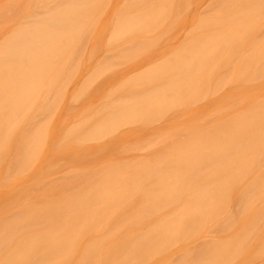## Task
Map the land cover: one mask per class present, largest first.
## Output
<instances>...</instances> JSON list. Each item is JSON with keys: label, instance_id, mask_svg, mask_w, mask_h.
<instances>
[{"label": "bare ground", "instance_id": "obj_1", "mask_svg": "<svg viewBox=\"0 0 264 264\" xmlns=\"http://www.w3.org/2000/svg\"><path fill=\"white\" fill-rule=\"evenodd\" d=\"M7 1L3 17L15 10L5 7L20 6L15 11L24 15L3 20L10 35L0 40V264H249L252 253L264 251V239L254 233L264 222V203L257 205L264 202V35L254 36L264 28V0H221L218 14L173 44L163 25L184 9L183 0L181 7L177 0H126L115 18L114 10L115 21L101 18L109 7L104 0ZM96 19L100 27L112 20L110 37L101 32L98 44L117 58L123 54V65L167 48L147 57L144 71L129 78L119 72L117 84L102 90L101 115L83 108L82 123L68 122V131L58 132L64 87L81 66V53L97 52L87 46L99 34ZM108 55L72 99L89 92L95 78L119 70L122 63ZM201 99L217 109L204 113L207 126L166 131L153 138L158 146L147 140L154 149L167 145L163 151L147 141L146 151L144 142L143 148L121 146L130 138L116 134L122 126L147 127ZM185 108L188 118L179 112L180 124L202 118ZM61 168L68 174L50 178L58 181L53 184L49 176ZM207 228L219 234L203 244L204 253L192 244L171 261L172 247ZM247 241L259 245L250 256Z\"/></svg>", "mask_w": 264, "mask_h": 264}, {"label": "rangeland", "instance_id": "obj_2", "mask_svg": "<svg viewBox=\"0 0 264 264\" xmlns=\"http://www.w3.org/2000/svg\"><path fill=\"white\" fill-rule=\"evenodd\" d=\"M7 1V0H6ZM14 1V0H13ZM12 0L11 1H9V2H11V5H12V2H13ZM19 1H21L22 3H24V1H22V0H19ZM113 1V2H112ZM110 3H109V1H107V0H104V3L105 2H108L106 5L107 6H109L108 7V10L106 9V10H104V8H102L101 9V11H103V13L101 12V15L103 14V16L101 17V18H103L106 14L108 15V16H110L111 18H112V20H114L113 19V16H112V14L114 13V10H116L117 9V7H118V10H116L115 12H116V14L114 15V18H115V16L117 15V13H119L118 11H120V6L122 5V3H124L125 4V2H127V1H129V0H112ZM123 1H125V2H123ZM174 1H176V0H174ZM177 1H180V7H181V2H182V4H183V1H184V9H180L179 11L180 12H178L177 14H178V16L175 18V19H173V17H172V21L173 22H170V24H169V21H170V19H169V21H167L163 26H166L167 27V25H169V27H168V29H167V31H165V28L164 27H162V28H164V30H162V32L160 33V34H162L164 31L165 32H167V35H168V37L167 38H169V39H167V38H165L166 39V41H168V40H170V41H168V43H176V42H179V41H181V40H183L184 41V39H186L187 40V37L189 36V37H192L193 36V34L191 35V33H193L192 32V28L194 27V26H196L198 23H201L202 22V19L204 18V20L205 19H207V18H205V17H208L209 16V18H210V16L211 15H214L213 13H215V14H218L219 12V10H218V8H219V2L221 1V0H183V1H181V0H177ZM176 1V2H177ZM3 2V3H2ZM8 2V1H7ZM8 2V3H9ZM17 2V1H16ZM116 2V3H115ZM1 3L2 4H4V0H0V6H1ZM15 3V2H14ZM103 3V6H105V4ZM221 3V2H220ZM242 3V2H241ZM10 4V3H9ZM21 4V3H20ZM19 4V5H20ZM111 4V5H110ZM124 4L122 5V8H123V6H124ZM217 4H218V8H217ZM263 4H264V2H263ZM120 5V6H119ZM243 5V4H242ZM21 6H23L22 4H21ZM144 6V5H143ZM146 6H147V4H146ZM244 6V5H243ZM145 7V6H144ZM179 7V6H178ZM179 7V8H180ZM1 8H3L2 6H1ZM14 9L15 8V10L16 9H18V6L17 7H5V9ZM149 9V6L148 7H145L144 9H146V10H148ZM19 9H20V6H19ZM18 9V10H19ZM25 9V8H24ZM23 8L21 9V10H24ZM99 9V8H98ZM132 9H134V8H132ZM178 9V8H177ZM176 9V11H178ZM220 9V8H219ZM15 10H11V13L13 12V14H14V12H15V16H17L18 14L20 15V13H24V11H19V13L17 14L16 13V11ZM18 10H17V12H18ZM122 10V9H121ZM150 10V9H149ZM182 10V11H181ZM215 10H217V12L215 11ZM2 11H3V9H2ZM6 11V10H5ZM8 11V14L10 13V11L9 10H7ZM6 11V12H7ZM99 11H100V9H99ZM264 11V10H263ZM98 11H96L95 12V15L97 16V13ZM104 12H106V13H104ZM135 12V9L134 10H132V12H131V9H129V13H134ZM175 12V11H174ZM173 12V13H174ZM4 12H2V15H1V13H0V40L1 39H3V38H6V37H8L9 35H10V31H9V26H11L10 24L9 25H7L8 27H6L5 26V24H6V22H5V24L3 23V20L5 19L6 21H9L10 19H11V17L12 16H14L13 14H11V16L10 15H8L9 17H10V19L9 20H7L8 18H5V17H3V16H5V14H3ZM171 13V12H170ZM17 14V15H16ZM98 14H100V12H98ZM176 14V13H175ZM176 14V15H177ZM18 15V16H19ZM23 15L24 14H22V15H20L18 18H19V20L21 19V20H23ZM172 14H170V16H171ZM174 15V14H173ZM175 15V16H176ZM15 16H14V18H12V22H13V20L15 19ZM3 17V18H2ZM213 17V16H212ZM97 18H98V16H97ZM100 18V17H99ZM101 18H100V20H101ZM169 18V17H168ZM167 19V18H166ZM4 20V21H5ZM97 20V22L99 21L98 19H96ZM112 20H111V22H112ZM203 20V21H204ZM261 20H262V24H263V26H264V14H263V16L261 17ZM17 21V20H16ZM115 21V20H114ZM201 21V22H200ZM110 22V23H111ZM96 23V22H95ZM110 23L109 24H107L106 25V27L104 26V27H100L99 26V24H100V21H99V23H96L97 25V27L94 25L93 27H95V31H93V32H99V34H98V36H92V38L90 37V39L88 38V37H86V39H84L85 37H83V41L84 40H87V39H89V40H87V41H91V42H87V41H85V42H87L88 43V47L89 48H92V47H97V49L95 48V51H97L96 53H81V56H83L84 58L82 59V57H81V66L78 68V70L74 73V76H73V78L71 79V81H69L68 83H70L69 85H68V83H67V85L68 86H65L64 88V91H66L65 92V99H64V101L62 102V104H61V107H60V109L58 108V112H56L57 114H56V120H57V122H58V125H59V128H58V132H62V133H66L67 131H68V129H67V123L69 122L70 123V125H76V124H79V122L80 123H82L83 122V119L81 118V117H78L80 114L78 113V111H80V110H82L83 108H85V109H87V111H89L90 113H96V114H99L100 113V115H101V112H102V107L100 108V106H104V105H102V104H104V100L102 99V94H103V92H102V90L104 91V89H105V87L106 88H109V86H110V88H112V87H114L115 86V84H117V82H116V80H117V78L119 77V75H122V74H120L121 72H124L123 74L124 75H127V76H125V77H127V78H129V75H132V74H137L138 72L140 73V71L142 72V70H143V68H145V63H144V61L145 60H147L148 58L147 57H149V59H154L156 56L157 57H159V56H163V55H160V54H163V53H160L159 52V50L160 49H163L162 51H164L167 47V45L166 44H164V45H166V46H163L162 44V46H160V47H158V44L156 45L158 48H156L155 47V51H153L154 53H148V55L146 54V53H144L145 55H143L142 57H139V59L140 60H138L137 58H135V62L133 61H130L129 63H128V65L126 64H124L123 65V61L121 62V60H120V56L121 55H123V54H121V52H119V51H117V52H119V54H121V55H119L118 56V58H117V55L116 54H118V53H116V51H115V55L113 54L112 55V53H114V52H112V50L111 51H107V49L102 45V47H101V44L102 43H99L98 44V42H100L101 40V32H103V34H102V38L103 37H105V38H109L110 37V33H111V28H108V27H110ZM12 24V23H11ZM202 24V23H201ZM93 25V24H92ZM8 28V29H7ZM102 28H107V30H108V32L107 31H104V29H102ZM257 30V31H256ZM254 32H255V35L254 36H258L260 39H261V37L264 35V28H262V26H261V28L260 29H256ZM158 32V31H157ZM106 33V34H105ZM155 33V32H154ZM153 33V34H154ZM104 34L106 35V36H104ZM164 34V33H163ZM94 35V34H93ZM163 37V36H162ZM257 37V38H258ZM164 38V37H163ZM163 38H161V39H163ZM189 39V38H188ZM100 40V41H99ZM173 41V42H172ZM160 42H161V40H160ZM164 42V41H163ZM90 43V44H89ZM165 43V42H164ZM167 43V42H166ZM167 43V44H168ZM95 45V46H94ZM127 46H129V45H127ZM166 47V48H165ZM116 49H124V48H121V47H118V48H116ZM115 49V50H116ZM156 49H158L157 51H156ZM87 51H88V49H86ZM114 50V49H113ZM108 52V53H107ZM109 52H112L111 53V55L112 56H114L115 58H117V59H119V60H117V61H120L121 63H122V65H120V67L122 66V68H120L119 67V70H121V71H119L118 70V68L116 67L115 68V70L117 69L118 71H116L115 72V70H113L111 73H110V75H109V73H107L106 75H104V76H101V77H99V78H95V79H98V80H95V81H93V82H91L92 84L90 85V89H89V92H87L86 94H84L83 96H80L79 98L78 97H75L76 98V100H75V98L74 99H72L73 97H74V95H75V93H77V91H78V89L84 84V81L85 80H87V81H85V82H88L90 79H91V77H89L88 79H86L87 77H88V75L90 74V75H92L93 74V72L95 71V68H96V66H100V64H98V61L100 62V61H102L108 54V57H110L111 55H110V53ZM159 54V56H158V54ZM92 54V55H91ZM97 54V55H96ZM166 54V53H165ZM164 54V55H165ZM141 55V54H140ZM152 55H154V56H152ZM94 56L95 57H97L96 59L94 58ZM111 56V57H112ZM93 58V59H91V58ZM114 57H112V58H114ZM145 58V59H144ZM87 59H89L88 61H87ZM90 59H91V61H90ZM110 59V58H109ZM122 59V58H121ZM137 59V60H136ZM104 60H106L105 62H107L108 60L107 59H104ZM115 59H113V61H114ZM83 61L85 62V64L83 63ZM111 61V60H110ZM104 62V61H103ZM143 62V66L141 65V63ZM110 63V62H109ZM114 63H116V61L114 62ZM121 63H119L118 62V64H121ZM127 63V62H126ZM133 63V64H132ZM95 66H94V65ZM102 64V63H101ZM108 64V63H107ZM132 64V65H131ZM84 65V66H83ZM103 65H105L104 63H103ZM102 65V66H103ZM130 65V66H129ZM116 66H118V65H116ZM139 67V68H138ZM141 67V68H140ZM79 71V72H78ZM93 71V72H92ZM130 71V72H129ZM144 71V70H143ZM120 72V73H119ZM127 72V73H126ZM89 75V76H90ZM134 75V76H135ZM108 78H107V77ZM110 76V77H109ZM118 76V77H117ZM131 77V76H130ZM100 79V80H99ZM103 80H104V82H103ZM72 82V83H71ZM75 82V83H74ZM96 82H98V83H96ZM113 83H115V84H113ZM110 84V85H109ZM79 85V86H78ZM98 86V87H96V86ZM101 87H100V86ZM112 86V87H111ZM226 87V86H225ZM102 88V89H101ZM226 88H228V87H226ZM70 90V91H69ZM99 90V91H98ZM102 92V93H101ZM99 93V94H98ZM221 93H223V92H221ZM126 97V96H125ZM127 98V97H126ZM202 101H203V99H201ZM102 101V102H101ZM202 101H199L198 100V105L196 106L194 103V105L193 106H195L194 108L193 107H189V106H187L186 108H187V111H188V109H193V111H197V113L198 114H202V115H200L202 118L201 119H199V118H196L195 120H192L191 122L193 123L194 121L196 122V124L194 123V124H192L191 122H189V125H187V123H184V124H180V119H181V115L182 114H180V113H183V115H182V117H184V118H182L183 120H186V118H188V115L186 114V113H184L185 111H184V108L182 107V109H178L177 111L176 110H172L171 112L172 113H170V110L167 112V113H169V114H167V117L165 116V117H163L164 119L163 120H161L162 119V117H160V118H157V121L155 122V123H153V121L151 122V123H149V125L147 124V127H146V125H142V126H129V127H127V125L126 126H122V127H120V128H122V129H119V127H118V129L119 130H117V132H116V134H121V133H123V134H130V138H129V140L128 141H126V142H122L121 143V146L122 147H124V148H127V147H129V145H135V147L137 146L138 147V145L140 146L141 145V147L143 148V144L144 143H146V141L147 140H149V141H152L153 142V140L155 141V139H156V136H158V135H163V133L164 134H166L165 132L166 131H172V130H175L176 128H178L179 126H181V127H183L184 125H186L188 128H189V126H190V128H194V126L195 125H198V127L199 126H207V120H209V119H206V120H204V118L206 117L207 118V115H205L204 117H203V115H204V113L205 112H207V111H213V113L214 112H216V110L217 109H214L215 108V104L214 103H211V102H209L207 99H204V101L202 102ZM90 106V108H92L91 109V111L90 110H88V108H89V106ZM93 105H94V107H93ZM96 105V106H95ZM87 106V107H86ZM189 107V108H188ZM76 109L75 111H73L74 109ZM89 108V109H90ZM98 108H100V111L99 112H96V111H98L99 109ZM166 108V107H165ZM185 108V109H186ZM199 109V110H198ZM184 112H183V111ZM70 111H72V112H70ZM165 111V110H164ZM167 111V110H166ZM165 111V112H166ZM174 111V112H173ZM180 112V113H179ZM211 112H210V114H211ZM69 113V116H68V119L67 118H63V115L64 114H68ZM71 113V114H70ZM174 113H176V114H174ZM177 113H178V115H177ZM217 113V112H216ZM165 114V115H166ZM174 115V116H173ZM213 115V114H212ZM211 118H213L211 115H209ZM214 116V115H213ZM216 116V115H215ZM40 117H42L43 118V116H40ZM186 117V118H185ZM209 117V118H210ZM217 117V116H216ZM42 118H40L41 120H42ZM75 118L76 119H78V120H75ZM210 118V119H211ZM215 118V117H214ZM213 118V119H214ZM39 119V117H37V122L40 120ZM64 119H66V122L64 121ZM175 119H176V121H175ZM181 119V120H182ZM212 119V120H213ZM156 120V119H155ZM183 120H182V122H183ZM200 120L201 121H206L205 122V124L203 125V123L204 122H201L200 123ZM63 121L65 122V124L63 123ZM76 121V122H75ZM164 121V122H163ZM197 121L199 122V123H197ZM210 121V120H209ZM211 122V121H210ZM153 123V124H152ZM191 123V124H190ZM152 124V125H151ZM180 128V127H179ZM185 128V127H184ZM197 128V127H196ZM121 130V131H120ZM185 130V129H184ZM162 132V133H161ZM177 132V131H176ZM182 132H184L183 131V128H182ZM182 132L180 131L179 133H181V137L183 136L182 135ZM187 132H189V130L187 131ZM172 133V132H171ZM184 133H186V132H184ZM115 134V135H116ZM173 134L175 135V134H177V133H174L173 132ZM167 135H168V133H167ZM184 135H186V134H184ZM188 135V134H187ZM169 136V135H168ZM173 136V135H172ZM178 136H180V135H178ZM174 137H177L176 135L174 136ZM180 137V138H181ZM153 138H155V139H153ZM168 138V137H167ZM166 138V139H167ZM186 138H187V136H186ZM71 139V138H70ZM163 139H164V137H163ZM165 139V140H166ZM169 139H170V137H169ZM171 139H174V138H172L171 137ZM182 139H185V136H183V138ZM161 140H162V138H161ZM168 140V139H167ZM178 139H176V141H177ZM169 141V140H168ZM167 141V143H169V145L171 144L170 142H168ZM175 141V140H174ZM142 142H144L143 144H142ZM158 142V141H157ZM157 142H153L155 145H156V143ZM171 142H173L172 140H171ZM72 143H73V141H72ZM147 143H148V141H147ZM146 143V146H144V149L143 150H145V148L146 147H149V146H152V143H151V145L149 144V146H148V144ZM164 143V142H163ZM166 143V142H165ZM160 144H161V142H160ZM155 145H154V147H155ZM157 146H158V143H157ZM157 146H156V150L154 149V147H153V151H163L165 148H167V145H163V144H161V146L159 145V147L161 148V149H158L157 148ZM141 147H139V149L141 150ZM164 147V148H163ZM146 149H148V148H146ZM158 149V150H157ZM140 150H138V151H140ZM149 150V149H148ZM146 151V150H145ZM140 152H142V150L140 151ZM139 152V153H140ZM142 153H144V152H142ZM67 163H68V165H67V167L68 166H72V164H74V163H69L68 161H67ZM65 168H61V169H57V170H55V171H53L52 172V174L49 176V180H51L50 178H52V179H56V180H60V176L61 177H63V176H65L66 174H68V172L66 171V170H64ZM57 178H59V179H57ZM62 179V178H61ZM52 181V180H51ZM58 181H52L53 182V184L56 182H58ZM234 203H236L235 201H234ZM262 203H264V202H260V203H258L257 205H259L260 204V206L261 205H263ZM231 204H233V203H231ZM256 205V208L258 207ZM232 205H230L229 206V209H234L233 207H231ZM235 206H237V205H235ZM236 208V207H235ZM259 209H260V207H258ZM228 209V210H229ZM257 210V209H256ZM233 210H231V212H232ZM234 211H236V209L234 210ZM234 211H233V213H234ZM260 211V210H259ZM229 212H230V210H229ZM257 212H258V210H257ZM263 215H264V213H263ZM261 218L263 219V221H264V216H261ZM261 220V219H260ZM260 220H259V224L258 225H260V229H258L259 230V233H258V230H257V232H256V229H255V234L257 235V237H260L259 239H264V222L262 223V221H261V224H260ZM209 228V227H208ZM204 229L203 231H204V233H205V236H204V233H203V235H201V232L199 233L200 234V236H199V234H198V236H196V239H192L191 241H185V243H188V244H185L184 243V245H182V247L180 246L179 248H178V246H176L175 248H171V250L168 252V254H169V257L171 258L172 257V259H171V261H173L174 262V260H177L178 259V256L179 255H183V254H180V253H183L184 251L183 250H185V246H187L186 248H188L189 246H191L192 244L193 245H196V247L198 246L200 249L201 248H203L204 246H203V244L205 245V243H208V241H210V239L208 240V238H211V239H213V238H218V234H219V232H217L216 231V233L214 232V231H211V230H213V229ZM207 231H211V234H208L207 233ZM214 232V233H213ZM210 233V232H209ZM207 234V235H206ZM214 234H216L217 236H214L213 237V235ZM220 234H222V233H220ZM259 234V235H258ZM211 236V237H210ZM222 236H225V235H223L222 234ZM221 235L219 236V238H224V237H222ZM198 237V238H197ZM250 239V238H249ZM252 239V238H251ZM208 240V241H207ZM255 240H257V239H255ZM255 240H253V241H255ZM205 241H207V242H205ZM250 241H252V240H250ZM250 241H247L248 243H250ZM258 241V240H257ZM259 242H261V240H259ZM259 242H257V243H259ZM264 242V240H262V243ZM259 245L258 244H256V242H254V243H250L249 244V247H250V250L249 249H247V250H249L250 251V253H249V256L251 255V253H252V250L254 251V249H255V253L257 252V248H255V247H258ZM191 247H193V246H191ZM191 247H189V249L191 248ZM248 247V248H249ZM194 248H195V246H194ZM194 248H192V249H194ZM198 248V249H199ZM206 248V246L202 249V250H200L199 249V251L201 252H203L204 253V249ZM260 250H258V252H259V257L255 254V256H253L254 255V253H252V256H250V261L252 262H250L249 263V261H248V263L249 264H264V255H262V254H260V253H262V252H264L263 250L261 251V248H259ZM174 250V251H173ZM178 250V251H177ZM197 250V249H196ZM198 251V250H197ZM170 252H171V254H170ZM172 252H174V254L172 253ZM179 254V255H178ZM178 255V256H177ZM248 256V257H249ZM257 256V257H256ZM253 257H255V258H253ZM170 258L168 259V261H170ZM177 258V259H176ZM181 258H183V257H181ZM254 259L253 261H252V259ZM179 260V259H178ZM167 261V262H168ZM171 261H170V263H171ZM169 263V262H168ZM175 264H176V262H175ZM231 264V263H230ZM236 264V263H235Z\"/></svg>", "mask_w": 264, "mask_h": 264}]
</instances>
